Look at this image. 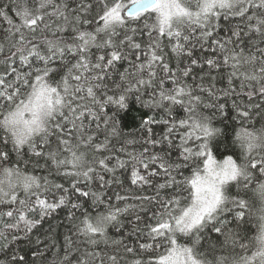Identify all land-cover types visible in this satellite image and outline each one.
<instances>
[{
  "label": "trees",
  "instance_id": "trees-1",
  "mask_svg": "<svg viewBox=\"0 0 264 264\" xmlns=\"http://www.w3.org/2000/svg\"><path fill=\"white\" fill-rule=\"evenodd\" d=\"M182 1L165 27L133 0H0V264H264V0ZM43 90L21 142L9 113ZM209 158L237 172L193 222Z\"/></svg>",
  "mask_w": 264,
  "mask_h": 264
},
{
  "label": "rangeland",
  "instance_id": "rangeland-1",
  "mask_svg": "<svg viewBox=\"0 0 264 264\" xmlns=\"http://www.w3.org/2000/svg\"><path fill=\"white\" fill-rule=\"evenodd\" d=\"M135 1V0H133ZM192 1L196 6H200L203 2L206 7L215 4H226L230 0H186ZM234 1V0H233ZM161 17L162 24L166 27L176 25L186 14H192L188 11L182 0H159L154 8ZM123 16L119 7L112 9L108 15L109 19L119 20ZM59 103V97L48 90L38 91L29 100L17 105L10 113L9 118L18 132V139L21 142L29 140L35 133L44 127L48 117L52 115ZM147 169L144 165L137 168V174H146ZM237 172V165L231 158L223 161H217L209 158L206 169L199 174L194 181L195 197L193 204L185 212V217H189L193 222H199L206 215L216 209L221 200V186L230 178L234 177ZM41 202L55 205L53 199H41ZM188 249L176 248L174 244L171 252L167 255L166 260L171 264H204L196 259H190L186 253Z\"/></svg>",
  "mask_w": 264,
  "mask_h": 264
},
{
  "label": "water",
  "instance_id": "water-1",
  "mask_svg": "<svg viewBox=\"0 0 264 264\" xmlns=\"http://www.w3.org/2000/svg\"><path fill=\"white\" fill-rule=\"evenodd\" d=\"M159 0H136L125 9V15L135 16L157 6Z\"/></svg>",
  "mask_w": 264,
  "mask_h": 264
}]
</instances>
